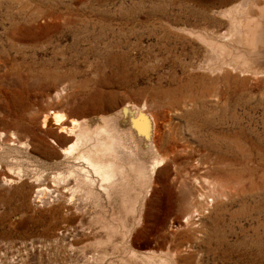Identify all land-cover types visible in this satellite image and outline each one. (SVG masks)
<instances>
[{
  "label": "rangeland",
  "instance_id": "374dc122",
  "mask_svg": "<svg viewBox=\"0 0 264 264\" xmlns=\"http://www.w3.org/2000/svg\"><path fill=\"white\" fill-rule=\"evenodd\" d=\"M242 1L255 16L260 0H0V264H264V75L210 73L216 56L190 33L225 42L221 13ZM235 34L244 48L241 23ZM257 42L264 69V23ZM127 107L165 161L137 204L144 222L108 239L97 220L113 201L66 181L75 162L55 144L74 139L71 120ZM53 112L60 136L42 126Z\"/></svg>",
  "mask_w": 264,
  "mask_h": 264
},
{
  "label": "bare ground",
  "instance_id": "6f19581e",
  "mask_svg": "<svg viewBox=\"0 0 264 264\" xmlns=\"http://www.w3.org/2000/svg\"><path fill=\"white\" fill-rule=\"evenodd\" d=\"M242 3L243 1L238 3V5L230 11L221 13L225 18H227L230 25L225 42L219 41L215 37L210 36L203 31L197 30L190 32L216 56V63L209 67L211 70L210 73H219L221 75L226 69H230L238 74L249 73L252 75H264V69L258 68L254 62V52L260 47L257 42L259 31L264 23V0H260L258 3L257 14L255 16L248 14L245 17H242ZM239 23H241L243 28L244 48L239 47L236 44L238 38L236 37L235 32ZM138 112L136 115L134 109L127 107L115 115L100 116L82 123L71 120V126L76 127V130H73L74 128H70L68 126L67 127L70 129L69 134L74 135V139L72 140L69 138L70 143L65 148H60L57 144H55V146L60 150L61 155H63V158L73 159L75 162L73 166L69 168L70 171L68 172L66 181L70 178H74L75 180L78 178L80 180L79 184L81 183L79 187L82 185V188L87 191L86 194H88V197H93L95 194L97 203L102 195H105V197L113 201V212L111 211L112 213L110 214L101 213V217L97 220V222L106 223L108 225V230H110V234H107L106 236L108 239L112 233H119L120 228H122V230H126V232H130L135 225L138 226L144 222L142 208L139 210L140 212L138 216L134 217L137 211V204L140 202V205L143 206L145 197L150 193V190L152 189L151 185L156 174V167L158 166L157 164H159V159L162 157L161 155L159 156L157 152H154L155 146L154 143H151V137H148L147 135V137L145 136V141L142 142L139 140V136L143 132L142 130L146 128V122L143 121V124H141L142 118L137 117ZM134 115H136V118H134ZM64 118L65 116L62 113L53 112L51 116L44 117L42 126L45 129H57V135L60 136V133H66L68 130L67 127L62 124L65 121ZM152 121L153 125L156 127V122L154 120ZM128 138H131L133 143L136 141H140V143L138 142V145L135 143V146H131L130 144L132 142L129 144L128 142L130 141H128ZM145 153H148V157L151 159V164L149 163L150 165H147L145 163L146 161H142V159H140L142 155H145ZM153 153L154 155L152 156ZM145 160L148 161V159ZM162 161H165V158ZM90 173H93L96 178L100 179V187L98 190L95 189L96 191L92 189L94 188V184L92 183L93 181L91 178H89V176L92 175ZM59 177L61 176L58 175L56 179H59ZM66 181H62L60 183L63 184ZM95 182L96 181H94V183ZM213 186L217 187L216 185ZM36 187L37 192H39L38 195L48 194V189L44 188L45 186L42 188L41 185H37ZM72 192L74 193V191ZM93 199L95 200V198ZM124 216L131 217V224H126V222H124ZM199 216V219L201 220L202 215ZM186 221H188L187 223H192L190 220ZM195 223L197 222H193L192 224ZM104 225L105 224H103V226ZM129 256V259L127 258L128 260L125 262L115 261L113 264H177L176 258L173 259L171 258L172 256H166L160 261H154L152 258H142L141 260H137L138 258L136 259L133 254Z\"/></svg>",
  "mask_w": 264,
  "mask_h": 264
}]
</instances>
